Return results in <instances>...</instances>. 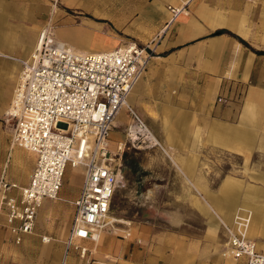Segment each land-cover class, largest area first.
Masks as SVG:
<instances>
[{"label":"crops","instance_id":"crops-1","mask_svg":"<svg viewBox=\"0 0 264 264\" xmlns=\"http://www.w3.org/2000/svg\"><path fill=\"white\" fill-rule=\"evenodd\" d=\"M185 3L188 14L166 26L167 6ZM48 22L55 34L77 31L73 43L56 37L79 52L109 50L128 42L151 48L152 58L129 95L130 105L149 125L157 126L175 156L158 142L163 153L174 163L175 158L179 171L198 190L205 189L207 146L240 156L242 171L259 186L242 185L228 175L213 205L227 208L229 225L235 214L247 212L255 237L258 232L264 235V0H0V136L7 139L0 178L18 185L28 183L35 156L12 143L2 119L18 80L20 59L30 56L38 43V28ZM219 30L225 32L215 33ZM218 97L226 101L218 102ZM118 117L126 122L125 112ZM171 142H181L182 147ZM254 154L263 159L259 173H250L246 165ZM136 169L150 171L144 165ZM148 190H136L133 200L149 204ZM60 202L61 196L44 199L32 232L21 235L20 242L14 241L0 209V264H245V258L222 256L227 241L221 252L210 251L208 259L200 248L140 245L148 244L152 232L136 224L129 227L127 238L118 227L103 231L95 244L79 242L87 248L84 256L79 249L65 252L73 207L67 209ZM200 209L207 214L204 205ZM210 224L214 229L219 221L212 218ZM250 226L249 222V231ZM248 236L264 252V242Z\"/></svg>","mask_w":264,"mask_h":264},{"label":"built area","instance_id":"built-area-1","mask_svg":"<svg viewBox=\"0 0 264 264\" xmlns=\"http://www.w3.org/2000/svg\"><path fill=\"white\" fill-rule=\"evenodd\" d=\"M167 10L166 26L189 12L186 3L168 5ZM52 28H42L30 56L20 59L18 80L2 119L12 143L32 152L35 162L26 185L0 178V209L14 241L20 242L21 235L32 232L43 200L60 199L67 167H80L81 183L70 201L73 211L65 252L79 249L84 256L87 248L79 242L95 244L103 231L117 230L120 222L110 216L124 146L110 145L117 114L123 109L127 115L126 141H152L147 123L128 98L153 54L135 42L79 52L59 40ZM249 219L247 212H238L232 225L225 226L227 242L221 254L232 260L245 258V264H264V252L248 236ZM123 231V238L130 236L129 228Z\"/></svg>","mask_w":264,"mask_h":264},{"label":"rangeland","instance_id":"rangeland-1","mask_svg":"<svg viewBox=\"0 0 264 264\" xmlns=\"http://www.w3.org/2000/svg\"><path fill=\"white\" fill-rule=\"evenodd\" d=\"M46 25L52 26L54 35L60 39L66 40L68 43H73L76 40L77 31L59 30L58 34H55L54 26L49 22ZM41 27L38 28L36 35L39 34ZM120 112L124 113V110L122 109ZM115 122V127L110 133V139L115 144L123 142L124 146L121 176L112 198L110 216L116 219L124 217V219L130 220L128 225L119 222L116 226L122 229H127L134 224L150 227L152 237L148 240V244L140 242V245L200 248L204 250L206 259H208L207 254L210 251L214 252L217 249L218 252H221L227 241L225 226H229V223L224 216L227 208L216 207L213 205L212 199L221 195L222 184L228 175L234 177L235 182L242 185L259 186L258 181L248 176L249 173L242 171L244 168L243 159L236 154L220 152L212 146H207L205 189L198 190L179 171L175 158L174 163L173 159L171 160L168 155L163 153L164 151L158 144L153 141L131 144L126 141L123 118L118 117ZM145 122L160 145L167 150L170 156L173 155L172 157H174V150L168 149L164 138L158 135L157 126L149 125L146 119ZM3 128L9 130L4 122ZM169 134L173 138L171 131ZM6 140L2 135L0 136V163L4 141ZM169 145L182 147L181 142H171ZM262 162L263 159L254 154L249 159V163L246 164L248 171L259 173ZM141 165L149 168L150 171H138L136 168ZM21 176V173L17 176L18 181ZM195 178L197 179V176ZM145 179L146 181H143ZM80 183L81 168L68 166L60 191L62 202L59 204L72 210L69 199L74 198ZM147 188L150 190L146 192L145 196L146 198L148 196L149 204L139 205L136 200H133L138 195L135 191H143ZM201 205L205 206L207 214L201 211ZM65 215L66 212H62L63 218ZM212 218L219 221V225L214 229L210 224ZM250 223L249 235L256 238V241L264 242L263 234L258 232L259 236L255 237L254 235L256 232H253V219L250 220ZM226 260L232 259L227 258Z\"/></svg>","mask_w":264,"mask_h":264},{"label":"bare ground","instance_id":"bare-ground-1","mask_svg":"<svg viewBox=\"0 0 264 264\" xmlns=\"http://www.w3.org/2000/svg\"><path fill=\"white\" fill-rule=\"evenodd\" d=\"M118 114H119V113H118ZM118 114H117V116H118ZM117 116H116V118H117ZM151 140H152L153 142H155L156 144L159 145L158 141L156 140V138H155L154 136L151 137ZM111 218H114V217L111 216ZM117 220H118V219H117ZM118 221H120V220H118Z\"/></svg>","mask_w":264,"mask_h":264},{"label":"trees","instance_id":"trees-1","mask_svg":"<svg viewBox=\"0 0 264 264\" xmlns=\"http://www.w3.org/2000/svg\"><path fill=\"white\" fill-rule=\"evenodd\" d=\"M225 31H222V30H219V31H216L215 33H224ZM242 43H244L242 40H240ZM261 53H264V52H261Z\"/></svg>","mask_w":264,"mask_h":264}]
</instances>
